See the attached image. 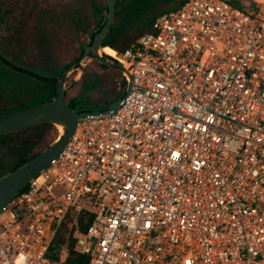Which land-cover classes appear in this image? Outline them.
Listing matches in <instances>:
<instances>
[{"label": "built area", "instance_id": "built-area-1", "mask_svg": "<svg viewBox=\"0 0 264 264\" xmlns=\"http://www.w3.org/2000/svg\"><path fill=\"white\" fill-rule=\"evenodd\" d=\"M110 56L128 92L0 206V264H72L70 209L86 264H264V0H186Z\"/></svg>", "mask_w": 264, "mask_h": 264}, {"label": "rangeland", "instance_id": "rangeland-1", "mask_svg": "<svg viewBox=\"0 0 264 264\" xmlns=\"http://www.w3.org/2000/svg\"><path fill=\"white\" fill-rule=\"evenodd\" d=\"M0 8L10 12L16 10L35 9L43 16V11L48 10L50 15L49 29L44 31L42 24L20 32V35L10 34L7 38H0V56L11 58L25 67H40L45 64V73H49L51 79H57L58 71L70 63L63 73L66 75L64 89L66 99L74 96L73 103L76 107L104 108L112 98H119L124 94L120 89L121 73L112 67L99 66V62L92 56H85L81 61L80 46L84 40H88L90 34L97 28L102 20L105 10L103 0H0ZM148 21L147 24H151ZM145 24V23H144ZM1 35V33H0ZM44 38L46 42L44 44ZM100 54H104L102 47ZM17 54V57H15ZM39 62V64H38ZM95 78L94 85L89 88L83 87L82 75L85 73ZM13 83L4 91L0 92V112L10 110L25 102L28 94L24 92L26 76H20L16 72L11 74ZM30 101L24 106L29 105ZM33 134V131H30ZM28 132V134L30 133ZM56 125H51L44 137L33 145L30 152L42 149L53 141L57 134ZM6 151V150H5ZM2 151V152H5ZM3 157L0 153V167L10 168L16 159L12 151L5 152ZM3 170V169H2ZM0 170V171H2Z\"/></svg>", "mask_w": 264, "mask_h": 264}, {"label": "trees", "instance_id": "trees-1", "mask_svg": "<svg viewBox=\"0 0 264 264\" xmlns=\"http://www.w3.org/2000/svg\"><path fill=\"white\" fill-rule=\"evenodd\" d=\"M184 1L186 0H115L114 19L109 30L101 40V46H110L111 48L117 50L125 49L138 35L148 31L151 27L152 22L160 14L165 11L177 8ZM103 9H106L105 4ZM103 21L104 15L102 17V20L97 24V28L95 29V31L101 26ZM148 21H152L150 25L147 24ZM104 56L110 57L107 54H104ZM112 68L118 70L121 73L122 77L120 79V84L122 87H120V89L125 90L127 82L125 76L119 68ZM66 69L67 64H65L62 69L58 71L59 74L57 79L51 80V94L46 98H51L55 95V82L62 76ZM12 73L13 71L11 69H9L3 63L0 62V92L4 91L8 86L11 85L13 80L11 76ZM82 80L84 82V88H89L93 86L94 82L96 81L95 78H93L88 72L82 75ZM77 96H74L71 99H66L67 103L77 110L90 109L81 106L76 107L73 103V100H76ZM117 99L118 98L115 97L112 98L106 103V106L113 103ZM106 106H104V108ZM20 108H22V106H16L14 108H11L10 110L0 112V117ZM51 125L53 124L50 122H40L20 130L1 134L0 153L2 157L7 154L5 152L12 151L16 154V159L14 164L10 168L5 169L4 167H0V170L3 169L2 171H0V175L13 169L14 167L25 162L33 155L38 153L41 149L36 150L34 152H30V150L34 144H36L44 137ZM30 131H33V134H31ZM28 132L30 133L28 134ZM92 214L93 213L88 210H82L77 215V222L81 231H83L91 221ZM74 215V210L70 209L51 242V245L47 251V256H49L50 258H58L60 252L65 249V260L67 262H70L72 264H86L87 256L83 253H80L75 244V228L74 225H72Z\"/></svg>", "mask_w": 264, "mask_h": 264}, {"label": "water", "instance_id": "water-1", "mask_svg": "<svg viewBox=\"0 0 264 264\" xmlns=\"http://www.w3.org/2000/svg\"><path fill=\"white\" fill-rule=\"evenodd\" d=\"M103 1L106 7L104 21L92 33L90 42L87 40L83 41L82 52L78 60L81 61L89 52H93L102 63L119 68L127 81L124 94L105 108L77 110L71 107L66 101L64 89L66 75H63L55 82V95L53 97L41 100L0 117V135L20 130L40 122H50L54 125H60L62 128L56 138L38 153L0 175V206L11 199L31 177L46 167L60 153L80 119L94 116L98 113H108L116 109L122 97L128 92L131 85V75L128 68L121 61L114 59L109 54L105 53L110 56L105 57L99 53L101 40L109 30L115 15V0ZM17 69L21 70L20 67H17Z\"/></svg>", "mask_w": 264, "mask_h": 264}, {"label": "flooded vegetation", "instance_id": "flooded-vegetation-1", "mask_svg": "<svg viewBox=\"0 0 264 264\" xmlns=\"http://www.w3.org/2000/svg\"><path fill=\"white\" fill-rule=\"evenodd\" d=\"M35 1L37 2V0H35ZM0 5H2V4H0ZM35 23L42 24L44 31L48 30L49 25H50L49 11L44 10L43 16L41 17L40 12L38 10H35V9H27V11L20 9V10L10 12L9 10L4 9L3 6L0 8V33H1L0 38L1 39L5 38V37L7 38L10 34L11 35L12 34L20 35V32H22L23 30L28 29L29 27L33 28L35 26ZM90 36H92V35L90 34ZM46 40L47 39L44 38V44H45ZM90 40H91V38L89 37V39L87 41L90 42ZM82 44H83V42L81 43L80 55L82 52ZM101 47L103 48L104 46H101ZM112 49H114V48H112ZM104 54H103V56H104ZM88 55L94 57L99 62L98 63L99 66L107 65V64L103 65L104 63H102L93 54V52H89ZM15 57H17V54H15ZM0 62L3 63L6 67L11 69L12 71L17 73V75L19 77L16 79V82H18V80H21L20 76H26V79L24 81V85L22 87H24L23 88L24 92L26 94H28V98H26L25 102H22L18 106H22V108H24L26 106L32 105V104L39 102L41 100L47 99L46 97L50 96L51 90H52V82H51L52 79H51L49 73H45V67H44L45 64L44 63L42 65H40L38 62L40 67H37V68L25 67V66H21L22 64L15 62L11 58L2 57V56H0ZM69 66H70V63H67V68ZM107 66H110V65H107ZM17 67H20L21 70H18ZM110 67H113V66H110ZM63 75L64 74H62V76ZM12 81H14V79ZM29 101H30V104L24 106V104L29 102Z\"/></svg>", "mask_w": 264, "mask_h": 264}, {"label": "bare ground", "instance_id": "bare-ground-1", "mask_svg": "<svg viewBox=\"0 0 264 264\" xmlns=\"http://www.w3.org/2000/svg\"><path fill=\"white\" fill-rule=\"evenodd\" d=\"M102 50L109 55H114V49H112L110 46H104ZM56 127L58 128L59 132L62 130L60 125H56Z\"/></svg>", "mask_w": 264, "mask_h": 264}]
</instances>
